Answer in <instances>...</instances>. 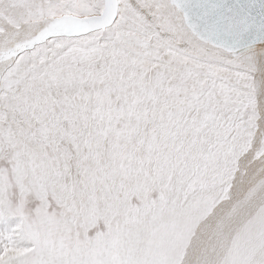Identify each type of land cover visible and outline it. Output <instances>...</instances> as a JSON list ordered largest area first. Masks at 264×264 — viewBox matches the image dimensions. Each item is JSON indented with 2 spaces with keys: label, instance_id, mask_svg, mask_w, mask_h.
Here are the masks:
<instances>
[{
  "label": "snow or ice",
  "instance_id": "6c2138e0",
  "mask_svg": "<svg viewBox=\"0 0 264 264\" xmlns=\"http://www.w3.org/2000/svg\"><path fill=\"white\" fill-rule=\"evenodd\" d=\"M0 264H264V0H0Z\"/></svg>",
  "mask_w": 264,
  "mask_h": 264
}]
</instances>
